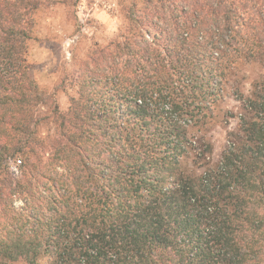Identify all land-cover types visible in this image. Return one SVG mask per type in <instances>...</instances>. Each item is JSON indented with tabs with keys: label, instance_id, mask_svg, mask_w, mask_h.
I'll list each match as a JSON object with an SVG mask.
<instances>
[{
	"label": "trees",
	"instance_id": "trees-1",
	"mask_svg": "<svg viewBox=\"0 0 264 264\" xmlns=\"http://www.w3.org/2000/svg\"><path fill=\"white\" fill-rule=\"evenodd\" d=\"M159 2L175 16H150L152 40L96 48L78 97L67 112L49 105L56 127L42 136L47 100L26 27L37 2L0 0V207L18 198L31 211L5 226L8 239L0 230V256L39 264L44 241L49 264H264V77L244 99L255 116L242 120L241 150L230 146L199 180L180 163L189 126L211 111L228 71L264 64V0ZM41 186L51 214L33 205Z\"/></svg>",
	"mask_w": 264,
	"mask_h": 264
},
{
	"label": "rangeland",
	"instance_id": "rangeland-1",
	"mask_svg": "<svg viewBox=\"0 0 264 264\" xmlns=\"http://www.w3.org/2000/svg\"><path fill=\"white\" fill-rule=\"evenodd\" d=\"M34 1L37 2V7L26 26L31 36L28 40V61L35 83L39 86L43 98L47 100L46 104L40 107L43 119L39 131L42 136L51 135L56 127L52 111L54 106L49 105L56 104L61 112H67L72 104V97H78L81 92L78 77L82 62L89 59L96 48L100 49L113 41H122L128 37L136 42L152 40L154 29L148 27L151 25L150 16L154 13L157 15L156 12L161 10L165 11L161 12L163 17L164 14L170 19L175 16L171 11L162 9L160 0ZM155 17L151 18L157 19ZM159 20L162 22L164 18ZM263 77L264 64L257 59L239 62L223 77L224 85L211 111H206L196 123L189 126V148H186L180 158L181 171L184 174L199 180L205 171L217 168L230 146L236 151L241 150L247 141L242 120H252L255 116L244 99L255 98L263 87ZM42 149L44 162H47L51 147L46 144ZM15 162L11 160L9 163L11 170L17 173ZM59 171L65 172L64 166H60ZM106 175L98 171L97 178L102 176L103 181L107 182L109 176ZM49 191L48 189L46 192L44 187L39 188L37 195L40 198L33 200V205L39 207L40 212L47 214L51 213L45 207L43 196ZM261 195L264 199V193ZM3 203L0 201V204ZM11 206L5 209L0 207V225L4 227L0 230L3 237L9 234L6 225L20 227L21 221L24 220L21 218V210L23 214L31 212L22 199L16 198ZM261 211L264 212V207ZM32 226L26 234H33ZM262 249L264 250V241ZM40 250L37 262L49 264L53 256L50 242L43 241ZM0 259L9 264H27L25 259L14 260L6 255L0 256Z\"/></svg>",
	"mask_w": 264,
	"mask_h": 264
}]
</instances>
